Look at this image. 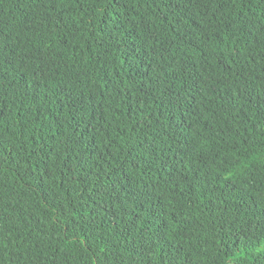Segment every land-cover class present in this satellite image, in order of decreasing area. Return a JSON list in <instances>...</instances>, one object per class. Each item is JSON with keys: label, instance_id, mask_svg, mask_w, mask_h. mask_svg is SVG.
<instances>
[{"label": "trees", "instance_id": "16d2710c", "mask_svg": "<svg viewBox=\"0 0 264 264\" xmlns=\"http://www.w3.org/2000/svg\"><path fill=\"white\" fill-rule=\"evenodd\" d=\"M1 178L26 261L264 264V0H0Z\"/></svg>", "mask_w": 264, "mask_h": 264}, {"label": "rangeland", "instance_id": "374dc122", "mask_svg": "<svg viewBox=\"0 0 264 264\" xmlns=\"http://www.w3.org/2000/svg\"><path fill=\"white\" fill-rule=\"evenodd\" d=\"M22 189L18 183L0 180V257L6 264H37L34 261H26V247H13L8 243L14 236V231L9 232L15 221L20 218L26 205L20 199ZM1 263V262H0Z\"/></svg>", "mask_w": 264, "mask_h": 264}]
</instances>
